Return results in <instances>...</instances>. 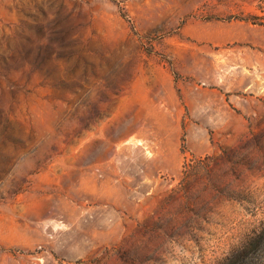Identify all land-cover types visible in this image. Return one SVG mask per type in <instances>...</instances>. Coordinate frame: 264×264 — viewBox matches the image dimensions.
Listing matches in <instances>:
<instances>
[{"label": "rangeland", "instance_id": "1", "mask_svg": "<svg viewBox=\"0 0 264 264\" xmlns=\"http://www.w3.org/2000/svg\"><path fill=\"white\" fill-rule=\"evenodd\" d=\"M258 1L0 0V264H220L264 233Z\"/></svg>", "mask_w": 264, "mask_h": 264}, {"label": "trees", "instance_id": "2", "mask_svg": "<svg viewBox=\"0 0 264 264\" xmlns=\"http://www.w3.org/2000/svg\"><path fill=\"white\" fill-rule=\"evenodd\" d=\"M256 8L258 11L246 12L240 19L264 27V0H259ZM192 160L193 157L190 158L191 162L185 165L191 170L188 172H193V167H197V163H193ZM220 264H264V233L253 237L241 248L228 255Z\"/></svg>", "mask_w": 264, "mask_h": 264}]
</instances>
